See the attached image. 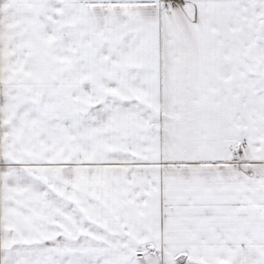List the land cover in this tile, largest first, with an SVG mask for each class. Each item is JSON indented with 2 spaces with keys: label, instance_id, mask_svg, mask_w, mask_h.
I'll use <instances>...</instances> for the list:
<instances>
[{
  "label": "snow or ice",
  "instance_id": "1",
  "mask_svg": "<svg viewBox=\"0 0 264 264\" xmlns=\"http://www.w3.org/2000/svg\"><path fill=\"white\" fill-rule=\"evenodd\" d=\"M0 264H264V0H0Z\"/></svg>",
  "mask_w": 264,
  "mask_h": 264
}]
</instances>
